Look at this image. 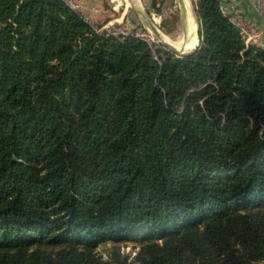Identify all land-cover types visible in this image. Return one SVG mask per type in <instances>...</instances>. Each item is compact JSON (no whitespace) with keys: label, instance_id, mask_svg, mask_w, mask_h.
I'll list each match as a JSON object with an SVG mask.
<instances>
[{"label":"trees","instance_id":"trees-1","mask_svg":"<svg viewBox=\"0 0 264 264\" xmlns=\"http://www.w3.org/2000/svg\"><path fill=\"white\" fill-rule=\"evenodd\" d=\"M192 5L177 53L0 0V264H264V49Z\"/></svg>","mask_w":264,"mask_h":264},{"label":"rangeland","instance_id":"rangeland-1","mask_svg":"<svg viewBox=\"0 0 264 264\" xmlns=\"http://www.w3.org/2000/svg\"><path fill=\"white\" fill-rule=\"evenodd\" d=\"M137 1H140V4L144 12L154 21L156 26L162 32H164L165 34L171 37H175L177 34L182 32V22L179 16L177 0H169L162 7L160 6L156 7L157 9H148L143 4L142 0H137ZM190 1L192 5L193 0ZM125 4L126 3L123 0L120 3V5L119 4L117 5L114 0H102L101 5L104 10V15L101 16L100 18H95L92 16L91 23L94 26L98 27L100 30L103 29L113 32L127 31L129 33L140 35L145 39H147L148 41L154 42L156 44H161L162 46L167 47L157 39V37L143 22V20L133 11V9L129 5L126 6ZM222 4L226 7L227 12L230 15L235 16L240 21L249 22L251 24V27H253V31L247 29V33L246 32L242 33L244 40H246L248 33L254 34L246 42L254 43L261 47H264V41L261 38L262 35H264V0H257L255 2V6L260 13L259 14L260 17L258 19L238 16L237 14L232 12V8L228 5L227 2ZM252 39H254L253 42ZM113 246H114L113 243L110 241L102 242L97 245L96 251L103 259L108 260V255L113 250ZM119 250L123 255H127L129 259H132L137 253V248L132 246L131 244L120 243Z\"/></svg>","mask_w":264,"mask_h":264},{"label":"bare ground","instance_id":"bare-ground-1","mask_svg":"<svg viewBox=\"0 0 264 264\" xmlns=\"http://www.w3.org/2000/svg\"><path fill=\"white\" fill-rule=\"evenodd\" d=\"M114 1L116 2L117 5L118 4L120 5V3L122 2V0H114ZM123 1H125L126 6L129 5L131 7V5L134 3L139 8H142L140 1L137 0H123ZM192 7L193 6L191 5L190 0H181V2L178 3V9L181 12L180 20L182 22V32L177 34L175 37H171L165 34L157 26H156L157 28L156 33H154L149 27L148 28L153 32V34L157 37V39L161 41V43L168 44L171 48L175 49L176 52L184 53L192 49L197 43V34H198L197 22H196L197 18L195 19V15H194L195 13Z\"/></svg>","mask_w":264,"mask_h":264},{"label":"crops","instance_id":"crops-1","mask_svg":"<svg viewBox=\"0 0 264 264\" xmlns=\"http://www.w3.org/2000/svg\"><path fill=\"white\" fill-rule=\"evenodd\" d=\"M88 6L91 17L100 18L104 15V10L102 8V0H79ZM169 0H142L143 4L148 9H157L156 7H162ZM220 3L227 2L232 8V12L238 16H243L247 18H259L260 13L255 6L257 0H219ZM102 9V10H101ZM262 40L264 41V35H262Z\"/></svg>","mask_w":264,"mask_h":264},{"label":"built area","instance_id":"built-area-1","mask_svg":"<svg viewBox=\"0 0 264 264\" xmlns=\"http://www.w3.org/2000/svg\"><path fill=\"white\" fill-rule=\"evenodd\" d=\"M71 8L75 9L76 11H78L83 17L85 20L89 21L91 23V14H90V11L88 10V6L79 1V0H64ZM220 8L221 10L227 14L229 16V19L239 28V32L242 34L243 32H246L247 33V29L249 30H252L253 31V27H251V24L247 21H240L239 19H237L235 16L233 15H230L228 12H227V9L226 7L220 3ZM121 33H129L127 31H122ZM137 35V34H135ZM252 35L254 34H247V37H246V40L245 43H247L246 41H248ZM140 36V35H138ZM243 36V35H242ZM142 37V36H141ZM254 39H252V42H253ZM257 45V44H256ZM264 49V47H262Z\"/></svg>","mask_w":264,"mask_h":264},{"label":"water","instance_id":"water-1","mask_svg":"<svg viewBox=\"0 0 264 264\" xmlns=\"http://www.w3.org/2000/svg\"><path fill=\"white\" fill-rule=\"evenodd\" d=\"M178 3L181 2V0H177ZM131 8L133 9V11L143 20V22L154 32L156 33L157 28L156 25L153 23V21L151 20V18L144 12V10L142 8H139L136 4H132ZM179 16H181V12L179 10ZM197 42H198V35H197ZM164 45H166L167 47L171 48L168 44L163 43ZM197 44V43H196ZM195 44V46H196ZM194 46V47H195ZM193 47V48H194ZM192 48V49H193ZM172 50L176 51L175 49L171 48ZM192 49L188 50L191 51ZM186 51V52H188Z\"/></svg>","mask_w":264,"mask_h":264}]
</instances>
